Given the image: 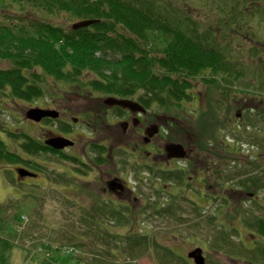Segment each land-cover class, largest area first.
<instances>
[{"label": "rangeland", "instance_id": "374dc122", "mask_svg": "<svg viewBox=\"0 0 264 264\" xmlns=\"http://www.w3.org/2000/svg\"><path fill=\"white\" fill-rule=\"evenodd\" d=\"M6 1L0 0V23L19 22L21 19L9 17L22 15L26 17L24 21L41 19L66 28L72 26L73 22L68 21L64 13L50 14L34 7L21 9L6 4ZM158 2L165 5L170 2L168 8L176 12L180 8L186 11V5L192 0ZM205 10L190 12L195 20H199L205 17ZM200 22L204 27L210 23L218 26L219 18L213 16L207 22ZM219 37L215 40L222 42ZM242 38L248 42L244 53L252 44H257L247 34ZM241 60L237 65L248 71L244 78L233 82L237 88H233L230 95L215 90L209 96L210 91L197 76L193 79L197 83L193 90L195 100L187 104L188 112L179 118L160 114V120L172 117L174 123L162 125V135L155 136L153 145L157 154H152L149 163L164 166L157 162H166L164 144L167 141L182 142L192 151L189 152L190 159L165 163L187 169L182 185H178L176 179L153 174L149 163L147 167L142 166L143 163L136 164L133 157L139 154L115 144L122 139L123 126L109 124L108 118L112 123L115 120L110 113V117L105 115L104 119L107 104L93 105L90 94H86L88 90L50 80L44 96L38 100L4 99L6 96L2 95L0 140L7 150L42 165L36 170L37 177L20 180L16 167H26L24 164L0 163V235L8 236L13 243L10 263L194 264L187 252L199 246L203 248L205 264H264V239L257 243L263 249L260 255L248 245L253 246L248 232L255 229L246 220L242 222L245 215L237 211L238 207L248 209L245 211L251 220H254L252 213L264 214V145L260 144L263 136L259 134L264 128V120L258 116L264 113V96L261 95L264 93V51L250 62L246 61L245 55ZM9 65L0 59L1 67ZM55 102L58 103L55 107L63 109L62 115H66L67 120L71 116L81 118L88 109L95 117L101 114L94 130L81 123L68 125L77 144L74 149H65L64 153L70 158L77 157L76 161L53 152L30 157L21 150V134L41 139L49 129L60 127V122L50 123L43 119L38 123L27 119L25 112L35 105L51 106ZM156 112L160 113L158 109ZM124 138L134 139L129 134ZM105 140L112 145L105 146L104 162L95 167L99 158L90 147L91 143ZM140 144L143 147L140 156L146 155L144 150L154 148H147L149 144L146 145L142 137ZM119 172L133 186L128 204L131 208L124 213L129 215V220L121 212L113 215L112 210L116 206L119 209L123 203L106 201L107 196L99 186L107 173L116 175ZM255 176L261 178L259 187L250 182L248 189L241 185V180L250 181ZM163 206L171 209L158 212ZM102 207L105 209L101 211ZM221 232L226 237L223 240Z\"/></svg>", "mask_w": 264, "mask_h": 264}, {"label": "trees", "instance_id": "16d2710c", "mask_svg": "<svg viewBox=\"0 0 264 264\" xmlns=\"http://www.w3.org/2000/svg\"><path fill=\"white\" fill-rule=\"evenodd\" d=\"M169 3L160 4L158 0H7L6 4L21 9L34 7L50 14L64 13L70 22L95 20L77 29L41 19L24 21L26 17L22 15L9 17L21 19L19 22L0 23V59L10 64L0 66V102L2 95L6 96L4 99L38 100L44 96L50 80L78 85L76 87L88 90L86 94L136 96L143 105L157 101L167 111H178L177 114H183L180 111L195 100L193 90L197 83L193 79L197 76L210 91L209 96L215 90L230 95L233 88H237L233 82L244 78L248 71L237 62L242 61L243 55L250 62L264 51V0H192L186 5V11L177 8L176 12L168 8ZM204 8L205 17L195 20L190 11ZM213 16L219 18L218 26L210 23L204 27L200 22H207ZM243 33L257 42L245 53L242 51L248 42L242 38ZM219 35L222 42L215 40ZM254 68L259 70V67ZM258 116L264 120V113ZM259 134L263 136L260 144L264 145V128ZM21 136V150L30 157L53 152L76 161L77 157L70 158L27 134ZM90 147L98 153V158H104V145L92 143ZM1 162L21 163L33 170L42 166L7 150L2 140ZM184 175H179L180 184L185 181ZM249 182L256 188L262 184L261 178L255 176L250 181L241 180V185L248 189ZM119 206L112 210L113 215L121 212L129 220V215L124 213L130 208ZM103 209L105 207L101 211ZM158 209L159 212L171 207ZM245 210L248 209L238 207L237 210L245 215L242 222L246 220L264 239V214L252 213L254 220H251ZM225 238L222 233V240ZM12 247L8 236L0 235V264H12L9 261ZM256 251L263 253L260 246Z\"/></svg>", "mask_w": 264, "mask_h": 264}, {"label": "flooded vegetation", "instance_id": "af4514ba", "mask_svg": "<svg viewBox=\"0 0 264 264\" xmlns=\"http://www.w3.org/2000/svg\"><path fill=\"white\" fill-rule=\"evenodd\" d=\"M113 95V94H111ZM89 96L91 100H93L92 104L95 105L96 107H98L100 104H104L106 106V104L104 103V97H106L107 95L101 96L98 93H92ZM116 97L119 98H130L132 100L137 101V97H122V96H118V95H114ZM103 97V98H102ZM58 103H54V105L51 106H42V105H35V107H40V108H49V109H55L58 111V116L55 118H51V117H44L42 118L40 121H35V122H41L43 119H47L48 122H60V127L59 128H52L49 129L48 133H44L43 135H41V139L39 138H35L37 139V141L42 142L44 144V140L48 137H52V136H64L67 137L69 139H72L74 144L72 146H67L63 149H57L59 151H61L62 153H64L65 149H74V147L76 146L77 142H76V138L74 134L70 133V129L68 128V125L75 123V124H80L81 126L87 128V129H91L94 130L95 126L98 123V120L101 117V114H98L95 117L94 112L91 109H88L87 111H84V114H82V116L84 118L77 117V116H71L70 119L67 120V116L66 115H62L63 109L55 107V105H57ZM117 105H107L105 110H104V119L105 117H112L115 118L114 123L110 122V118H108L109 124L111 125H115V123H120V125H122V129L121 130V140H117L115 141L116 145H121L124 148H130V150L132 151V153L134 154H139V155H135V157H133L134 161L136 164H140L143 163L142 166L147 167L149 161H151L152 154H157L156 148L153 145L154 143V138L156 135L161 136L162 135V130L161 127L162 125H166L167 123H174V118L170 117L167 118L165 117L164 120H160V118L162 117L160 114L166 116L165 110L163 107H159L157 101H153L151 104L149 105H145V111L143 113L140 112H134L131 111L130 109H126V108H121V111L118 113L117 112ZM159 110L160 113H157L156 110ZM108 113H110V116L108 115ZM61 115V116H60ZM106 115V116H105ZM154 126H157V134H154L153 136L147 137L145 136V132H147V134L149 135L152 130L154 129ZM91 127V128H90ZM76 130H78L76 128ZM130 135L131 137H134V139L132 138L131 140H129V138L125 139L124 137L127 135ZM82 135V133H81ZM140 137H142L143 142L148 146H152L154 147L153 149H146V146L144 150L145 151V156H140V148L142 147V144H140ZM97 144L100 145H104V146H111V142H109L108 140H105L103 143H98ZM92 144V143H91ZM94 144V143H93ZM46 146L51 147L50 145L44 144ZM165 146V145H164ZM52 148V147H51ZM143 148V147H142ZM186 148V147H185ZM143 151V150H142ZM161 152V151H160ZM159 152V154H160ZM189 152L191 153L192 151H189L188 148H186V154L189 156L188 158H186V160L190 159V155ZM65 154V153H64ZM171 161H175L173 159H171ZM102 162H104V158H99L98 162H95V167L99 166V164ZM160 164H164L165 166V162L162 161H157ZM157 163L153 162V163H149L150 169L152 168L153 170L157 169L155 167ZM162 166L161 169L163 170H167L166 167ZM17 168V167H16ZM29 170L35 172L37 174V176L39 175V173L36 170H33L32 168H30ZM173 170H182V168L179 167H175L173 168ZM18 175V173H17ZM36 176V177H37ZM29 176H26L24 178H27ZM33 177V176H31ZM24 178H21L20 180H23ZM19 179V178H18ZM84 180V182H89L91 183L92 181L90 179H82ZM102 181H104V179H102ZM101 181V185H99L102 188V191L106 194L107 199L106 201H108L109 203H113V204H117V203H123L121 205H125L128 206V204H130V196L133 193V186L129 185V180L122 176L121 172H119L116 175H112V173H107L105 175V181L102 182ZM251 194V193H250ZM134 199H136V196L134 197ZM129 207V206H128ZM131 208V207H130ZM248 234L250 235V237L253 238H249V242H253V246H251V244L249 242H246L249 247L251 249H257V247H259L257 245V243L259 242V240L263 239L261 238V235L254 231V232H248Z\"/></svg>", "mask_w": 264, "mask_h": 264}, {"label": "water", "instance_id": "95a60500", "mask_svg": "<svg viewBox=\"0 0 264 264\" xmlns=\"http://www.w3.org/2000/svg\"><path fill=\"white\" fill-rule=\"evenodd\" d=\"M94 22V19H84L80 21H76L72 24V28L76 29L82 26H86ZM104 102L109 105H119L124 108H129L132 111L136 110H144V108L135 100L128 99V98H117L114 96H107L104 99ZM26 118L40 121L44 117H51L55 118L58 116V111L55 109H49V108H40V107H30L26 113ZM156 131V127L152 130V132L149 134L150 136ZM44 144L50 145L54 149H63L67 146H72L74 144L72 139H69L64 136H52L48 137L44 140ZM166 150L168 152V157H180L185 155V151L182 148V145L172 143L168 144L166 146ZM16 172L18 173V178H24L26 176H33L36 177L37 174L31 170H29L26 167H17ZM252 194V193H251ZM188 257L193 258L194 262L196 264H204L205 263V257L203 255V251L201 247H196L188 252Z\"/></svg>", "mask_w": 264, "mask_h": 264}, {"label": "bare ground", "instance_id": "6f19581e", "mask_svg": "<svg viewBox=\"0 0 264 264\" xmlns=\"http://www.w3.org/2000/svg\"><path fill=\"white\" fill-rule=\"evenodd\" d=\"M194 1H196V0H194ZM81 20H84V19H81ZM95 20V19H94ZM77 21H80V20H77ZM74 22H76V21H73V23ZM72 23V24H73ZM83 27V26H82ZM71 28H72V26H71ZM80 28V27H79ZM72 29H74V28H72ZM77 29V28H76ZM103 95V94H102ZM104 95H107V96H114L115 94H113V95H111V94H104ZM114 97H116V96H114ZM137 102L138 103H140V105L144 108V110H136V111H134V112H140V113H143L144 111H145V105H143L140 101H138L137 100ZM188 106V105H187ZM118 107H120V109L121 108H124V107H122V106H119L118 105ZM159 107H163V106H160L159 104H158V106H157V108H159ZM164 108V107H163ZM126 109H129V108H126ZM164 110H165V113L167 114V115H169V116H172V117H176V118H179V117H181V115H182V113H179V114H177L178 113V111H167L165 108H164ZM121 110H117V112L119 113ZM132 111V110H131ZM180 112H184V113H186V112H188L187 111V109H186V107L185 108H183V110L182 111H180ZM183 113V114H184ZM189 114V113H188ZM240 117V116H239ZM154 127H156V131H154V133L151 135V136H153L154 134H157V126H154ZM145 136H147V137H150V135H148L147 134V132H145ZM172 143H176V144H180V145H182V148L184 149V151H185V155L184 156H180V157H168L167 155H168V152H167V150H166V146L168 145V144H172ZM165 146H163L162 148H163V151H164V154H165V157H166V164H170L172 161H171V159H173V160H175L176 161V159L178 160V159H185V158H188L189 156L186 154V148H185V146H184V144L182 143V142H179V141H167L165 144H164ZM157 169H155V170H153V174H157V173H160L161 174V177L162 178H164V179H168V178H173V179H176L178 182H179V180L178 179H180V174L181 173H184L185 175H184V177L186 178L187 177V173H188V171H187V169H185V168H183V167H179V168H182V170H173V168H175V167H170V166H164V167H166V169L167 170H163V169H161V167L162 166H158V165H156L155 166ZM189 179V178H188ZM178 185H182V184H178ZM170 189H171V187H170ZM158 191V190H157ZM175 192H177V190L176 191H174V192H172V193H175ZM199 247V246H198ZM196 248V247H195ZM202 248V247H201ZM194 249V248H193ZM192 250V249H191ZM190 250V251H191ZM202 251H203V248H202ZM189 252V251H188ZM188 252H187V254H188ZM203 255H204V253H203ZM188 256V255H187ZM204 257H205V255H204ZM190 258V257H189ZM192 260H193V262H194V259L193 258H191ZM194 264H196L195 262H194ZM205 264V263H204Z\"/></svg>", "mask_w": 264, "mask_h": 264}]
</instances>
